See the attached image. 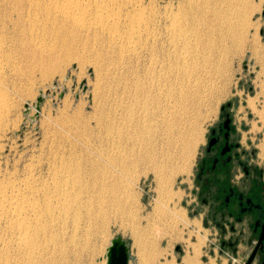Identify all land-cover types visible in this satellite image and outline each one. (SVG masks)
Returning <instances> with one entry per match:
<instances>
[{
  "label": "rangeland",
  "instance_id": "rangeland-1",
  "mask_svg": "<svg viewBox=\"0 0 264 264\" xmlns=\"http://www.w3.org/2000/svg\"><path fill=\"white\" fill-rule=\"evenodd\" d=\"M9 1L6 4L0 0V21L3 15L11 21L0 30L4 68L7 72L16 68L22 75L16 81L12 104L0 129V176L18 183L31 164L47 181L56 155L59 161L61 157L70 161L69 155L76 154L84 162L86 157L98 158L100 149L113 154L115 150L104 144L113 139L120 146L116 150H135L136 159L134 162L130 152L128 162L133 166L117 172L123 189L116 192L118 199L115 197L95 221L98 225L94 223L93 229L97 226L98 237L88 246L81 244L88 223L74 219L73 214L62 235L58 231L40 235L39 249L30 254L18 247L17 226L2 223L0 264H103L104 253L117 237L130 246V264H246V246L241 245L237 255L222 249L220 232L207 218L208 207L199 198L197 169L212 129L221 124L224 109L229 110V106L237 127L243 131V144L249 152L257 153L256 161L264 167L260 156L264 141V0H207L209 5L201 7H195L198 0H100L116 2L112 12L122 16L117 29L92 27L95 11L87 18L91 26L76 29L63 21L60 12L34 7L41 0ZM208 8L234 15L238 9L250 17V32L242 38L243 44L237 46L239 38L235 44L229 43V53L223 57L228 78L222 81L229 85L226 94L218 91L186 120L172 118L174 131L163 127L151 145L137 146L140 136L136 135V107L134 111L131 99L133 78L123 69L134 61L133 53L141 50L140 40L143 44L152 42L153 32L168 42L173 29L183 32L182 41H176L182 52L189 39L193 46L195 39H204L201 44L211 42L210 38L218 41L214 37L217 31H213L218 30L215 14ZM184 11L190 14L185 17ZM115 30L131 36V44L130 39L114 40ZM8 61L10 67L6 66ZM246 122L248 126L242 128ZM252 124L254 132L249 133ZM180 132L183 141H179ZM188 143L191 154L185 150ZM88 197L85 192L82 205ZM106 197L112 199L110 193Z\"/></svg>",
  "mask_w": 264,
  "mask_h": 264
},
{
  "label": "bare ground",
  "instance_id": "bare-ground-1",
  "mask_svg": "<svg viewBox=\"0 0 264 264\" xmlns=\"http://www.w3.org/2000/svg\"><path fill=\"white\" fill-rule=\"evenodd\" d=\"M14 1L22 3L21 0ZM5 2L6 4L11 3L9 0H5ZM247 2L248 1H246L245 6ZM195 3V7L208 4L207 0H198ZM34 5H36L34 7L44 6L47 12H60L64 15L63 21L70 23L76 29H84L91 26L87 18L93 11H95V13L91 20L92 27H111L117 29L122 20V16L112 12L117 7L116 2H102L100 0H63L62 2L58 0H41ZM192 7H194V5ZM192 10L193 9H191V12H193ZM210 10L212 9H209V11ZM236 10L238 11L237 14L235 13L236 16L234 12L216 13L217 11L212 10V14H215L216 20L214 21H217L218 29L213 30L215 32L217 31L214 37L218 39V41H212V38H210L211 42L207 41L208 43L205 44L204 42V44H201L200 42L204 41V39L200 40V42L199 40L197 42V39H195L196 46H193V43H191L189 39L187 42H184L187 48L184 47L183 49L181 47L183 50H186L182 52L180 46H178L179 48L177 47V45L181 44L177 42L179 39L181 40V34L183 32L180 34L181 31L173 29L169 33L172 35V40H169V42L166 41L167 39L163 41L162 38H160L161 35L157 32L152 33V42L149 44H143L140 42L141 40L138 42V45H141V47L138 48L141 50H135L136 52L133 53L134 61L127 64L126 68L123 69L125 74H130L133 78L134 94L133 98H131L133 101H131L135 104L134 111L136 107V116L134 115L137 119L135 120L137 124H135L136 135L140 136V143L137 146L143 147L145 144L148 146L151 145L153 143V137L156 136L163 127H169L171 131H174L175 126L171 122L172 118L175 117L177 120L178 117L181 121L186 120V118L191 116L190 114H192L193 111L209 97L218 93V91L226 94V86L228 84L222 81L227 77L225 70L226 63L223 57H225L224 55H227L229 51V43L235 44L239 38L241 40L237 43V46L243 44L242 38H245V33L250 32L249 15L247 13H243L244 15H242L238 9ZM2 11L4 10L2 9L1 13ZM184 13L187 14L186 16L184 15L185 17L190 14L185 11ZM181 15L180 13L177 17L179 18ZM177 17H175V19L179 21ZM10 22L9 18L3 15L0 21V25L2 26L0 30L5 29ZM174 31L177 33H174ZM161 33H163V31H161ZM188 33L186 32L185 34ZM169 34H166V36ZM188 35L192 38L190 34ZM112 36L114 40H129V37H131L123 33H117V30H115V33H112ZM185 36L187 37V35ZM1 42H3L2 38H0V129L12 104V94L17 86L16 81L20 78V75H22L16 68L9 70V72H7L6 67L4 68V47H2ZM6 66L10 67L9 61ZM228 73L229 72H227V74ZM220 83H223L224 86H219ZM104 120L106 121V119ZM104 120H102L100 124H102ZM107 128H109L108 125ZM195 134H197V132ZM183 138V134L180 132L179 141H183ZM114 140L115 139L104 143L107 147H111L115 150L113 154L108 152L109 150L106 152L100 149L98 158L89 155L90 157H86L84 162L80 161L75 153V157L69 155V157H72L70 161L67 158L66 161H64V157H61V161H59V154L56 155L58 158H54L55 161L52 162L53 168L49 167L50 178L47 181H44L40 175L38 176V174H36L31 164L26 166L18 183L12 181L11 178L5 181L0 176V228L2 223H12V225L17 226V229L20 231L19 249L29 254L35 253L40 246L38 243L40 235H47L51 231H58L62 235L66 230L65 227L69 220V215L72 216V214L74 215V219H85L88 223V226L84 229L86 238L85 242L81 243L83 246H88L90 241H92L91 239L98 237V231H95L97 226L93 229L95 221L98 217L103 216L102 214H105L106 208L109 209L114 203L111 204V202L117 198L116 192L123 189L117 172H125L131 169L133 165L128 162L129 156H132L131 153L135 157L134 162L136 159L135 150L129 152L126 148H123V150L119 149V151L116 150L120 146H118ZM66 141L68 142V140ZM186 145H184V147ZM177 146L175 147L177 148ZM191 147V145L186 147L185 150L187 153ZM261 149L262 154L260 156L264 158V141L261 144ZM180 152L179 150L178 153ZM87 154H89V152ZM50 164L51 163L47 165L49 166ZM91 186L95 188H93L94 190L92 189L93 192L92 190L90 191ZM85 192L89 193V197L82 205V196ZM109 193L112 195V199L106 197ZM92 229L94 231H92ZM163 236H165V234ZM75 238V242L80 243L77 242V237ZM103 264H107V250L103 256Z\"/></svg>",
  "mask_w": 264,
  "mask_h": 264
},
{
  "label": "flooded vegetation",
  "instance_id": "flooded-vegetation-1",
  "mask_svg": "<svg viewBox=\"0 0 264 264\" xmlns=\"http://www.w3.org/2000/svg\"><path fill=\"white\" fill-rule=\"evenodd\" d=\"M230 107L224 109L221 124L212 129L198 164L199 198L208 207L207 218L220 232L222 249L237 255L244 245L246 264L253 255L251 264H264V167L256 161L257 153L243 144V131Z\"/></svg>",
  "mask_w": 264,
  "mask_h": 264
},
{
  "label": "water",
  "instance_id": "water-1",
  "mask_svg": "<svg viewBox=\"0 0 264 264\" xmlns=\"http://www.w3.org/2000/svg\"><path fill=\"white\" fill-rule=\"evenodd\" d=\"M264 239V233L261 241ZM254 255L249 259L247 264H251ZM107 264H130V246L127 241L117 237L111 241L107 249Z\"/></svg>",
  "mask_w": 264,
  "mask_h": 264
},
{
  "label": "crops",
  "instance_id": "crops-1",
  "mask_svg": "<svg viewBox=\"0 0 264 264\" xmlns=\"http://www.w3.org/2000/svg\"><path fill=\"white\" fill-rule=\"evenodd\" d=\"M251 113H252V111H251ZM245 124L248 126L249 123L246 122ZM252 132H254V125L253 124L251 125V129H250L249 133H252ZM251 140H252V138H251ZM261 154H262V151H261ZM262 159L264 161V158H262Z\"/></svg>",
  "mask_w": 264,
  "mask_h": 264
}]
</instances>
